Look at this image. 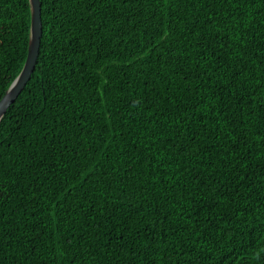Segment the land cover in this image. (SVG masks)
Masks as SVG:
<instances>
[{"label": "trees", "instance_id": "obj_1", "mask_svg": "<svg viewBox=\"0 0 264 264\" xmlns=\"http://www.w3.org/2000/svg\"><path fill=\"white\" fill-rule=\"evenodd\" d=\"M0 121V264H264V0H40ZM30 0H0V101Z\"/></svg>", "mask_w": 264, "mask_h": 264}, {"label": "water", "instance_id": "obj_2", "mask_svg": "<svg viewBox=\"0 0 264 264\" xmlns=\"http://www.w3.org/2000/svg\"><path fill=\"white\" fill-rule=\"evenodd\" d=\"M32 20H31V36L25 65L19 76L12 83L6 94L0 101V121L5 115L7 109L15 102L22 93L23 89L29 82L37 64L40 52L41 38L43 33L42 26V9L40 0H30Z\"/></svg>", "mask_w": 264, "mask_h": 264}]
</instances>
